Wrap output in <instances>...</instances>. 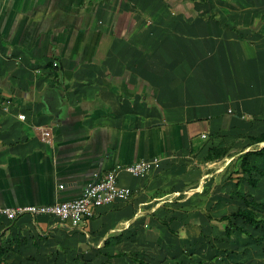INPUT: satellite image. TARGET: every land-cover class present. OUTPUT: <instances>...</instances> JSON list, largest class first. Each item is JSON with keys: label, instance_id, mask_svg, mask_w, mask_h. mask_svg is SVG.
I'll return each mask as SVG.
<instances>
[{"label": "crops", "instance_id": "1", "mask_svg": "<svg viewBox=\"0 0 264 264\" xmlns=\"http://www.w3.org/2000/svg\"><path fill=\"white\" fill-rule=\"evenodd\" d=\"M189 1L0 0V206L75 199L111 170L132 190L76 226L0 219L3 264H187L190 247L216 249L207 214L258 194L264 178L253 188L239 169L264 147L251 140L264 133L263 14L237 25L253 0H210L209 15ZM213 147L228 152L208 160ZM154 157L142 176L126 169Z\"/></svg>", "mask_w": 264, "mask_h": 264}, {"label": "built area", "instance_id": "2", "mask_svg": "<svg viewBox=\"0 0 264 264\" xmlns=\"http://www.w3.org/2000/svg\"><path fill=\"white\" fill-rule=\"evenodd\" d=\"M19 117L25 119L26 116L20 114ZM42 133L45 137H51L50 130L42 129ZM160 161L159 157L141 159L126 169L132 176L138 177L158 167ZM118 177L116 170L109 171L98 181L87 186L83 194L75 199L63 200L49 205L0 206V219L14 221L27 214L32 216L47 215L76 226L96 208L110 205L119 199L129 200L131 198V188L121 186ZM0 264L3 263L0 261Z\"/></svg>", "mask_w": 264, "mask_h": 264}, {"label": "trees", "instance_id": "3", "mask_svg": "<svg viewBox=\"0 0 264 264\" xmlns=\"http://www.w3.org/2000/svg\"><path fill=\"white\" fill-rule=\"evenodd\" d=\"M59 59V57H58ZM55 70L56 77L61 78L63 73V67L61 64H51ZM252 143H258L264 141V133L260 136L252 137ZM227 150L224 147L210 148L207 156L208 160H213L219 157H223L227 154ZM252 155L260 156L264 158V147L260 150H252L243 154L242 162L240 164V173H242V180H246L253 188H257L261 179L264 178V170H261L257 165H254L250 160ZM240 177V179H241ZM237 195L242 200V205L236 210L223 214L217 218L212 214H207L211 223L222 225L224 223L223 230L225 232V238L231 239L235 232L244 234L249 238L250 242L261 243L264 241V234L261 236H255L254 232L250 228L263 229L264 231V215L259 213L260 206H264V200H258L252 193L237 192ZM222 238V237H221ZM225 238H222L224 242H227ZM217 247V246H216ZM223 252L231 258L230 255L236 254L237 251L233 249H223ZM230 254V255H229ZM139 264H148L144 260L137 259ZM205 260L200 261L198 264H204ZM187 264H192V260Z\"/></svg>", "mask_w": 264, "mask_h": 264}, {"label": "rangeland", "instance_id": "4", "mask_svg": "<svg viewBox=\"0 0 264 264\" xmlns=\"http://www.w3.org/2000/svg\"><path fill=\"white\" fill-rule=\"evenodd\" d=\"M189 0H185V2L187 4H190V1L188 2ZM194 1V0H193ZM197 2H201L202 4H205L206 5V14L209 15L208 12H211V9L215 8L214 6L211 7V4H210V0H196ZM213 1V0H212ZM228 2V0H223V3ZM239 2L241 0H229V2ZM246 1H249V0H245ZM254 1V6H251L249 8H246L245 9V6H241L240 8H244L246 11H244L243 9H239V13L237 14V18H239L238 20V23L237 25H242L240 24V21L243 19V15L246 16V13L247 14H250L253 7H255V10L257 11V14H260V16H262L263 14V18H264V0H253ZM193 5V4H192ZM227 8H230V6L226 5ZM238 10V9H237ZM228 11V9H227ZM245 12V13H244ZM195 13V11L193 10V8L191 7L189 9V14H193ZM252 14V13H251ZM144 15H148L147 13H144ZM236 17L233 18V19H237ZM246 19L250 18V17H245ZM233 25V24H232ZM144 28H147V27H144ZM239 29L237 28V31ZM248 187V186H247ZM264 183H262V186L256 190V193L259 194H255L253 193V195L256 196V198L258 200H264ZM259 210V213L264 215V206L263 207H260L258 208ZM212 231L209 232L207 231V234H210L213 232L216 233V236L219 237V239L216 237L215 238V244H216V249L214 251V249L212 250L211 247H213L210 243H208V245H203V246H200V247H190V249H188L189 253H187L186 255H188V257L190 258V255H194L196 257V259H190V260H193V263L192 264H198L197 261L200 260L201 258H205V259H208L210 257V262L209 263H213V264H264V241H262L261 243H256L255 241L254 242H250L249 241V238L246 237L244 234H239L237 232H235L233 234V237L231 239H227V237L225 238V232L223 230V227H224V223L222 225H217V224H213L212 225ZM214 228V229H213ZM196 228H190L189 231L187 232L186 230H182L181 231V235L182 236H186L187 234L190 233V235L192 236L193 234H196V230H194ZM253 230L254 232V235L255 236H261L264 234V231L263 229H253V228H250ZM210 236H212L210 234ZM225 238V240L227 242L224 243L223 240H221L222 238ZM214 237L212 236V239ZM218 241H217V240ZM228 243V244H227ZM200 248V250L198 249ZM223 249H233V250H236L237 253L236 254H232L230 255V257H228V255L226 253L223 252ZM213 252L215 253V256L213 257V255H210V254H213ZM192 253V254H190ZM193 256V257H194ZM176 260H179V258L174 259V262L173 263H169V264H178V261ZM212 261V262H211ZM208 263V264H209Z\"/></svg>", "mask_w": 264, "mask_h": 264}]
</instances>
